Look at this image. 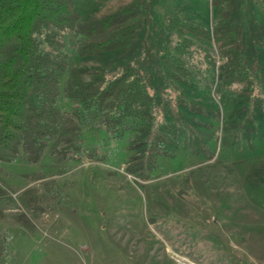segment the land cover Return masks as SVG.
Here are the masks:
<instances>
[{"label": "rangeland", "instance_id": "374dc122", "mask_svg": "<svg viewBox=\"0 0 264 264\" xmlns=\"http://www.w3.org/2000/svg\"><path fill=\"white\" fill-rule=\"evenodd\" d=\"M74 2L83 18L101 7ZM231 5L152 0L135 42L98 55H80L73 34L63 32L71 66L117 72L132 62L168 106L153 135L129 130L118 139L90 125L77 138L86 148L80 157L53 153L50 141L38 163L0 161V264H264V1ZM175 6L211 34L230 11L250 88L220 84L215 44L169 26ZM182 34L216 60L204 51L186 58L190 82L165 77L155 64ZM147 139L167 153L149 151Z\"/></svg>", "mask_w": 264, "mask_h": 264}, {"label": "trees", "instance_id": "16d2710c", "mask_svg": "<svg viewBox=\"0 0 264 264\" xmlns=\"http://www.w3.org/2000/svg\"><path fill=\"white\" fill-rule=\"evenodd\" d=\"M97 2L101 4L97 12L83 18L74 0H0V161L22 157L38 163L50 150V141L55 142L53 153L80 157L86 148L77 138L90 125L118 139L129 130H147L146 136L157 132L168 105L166 101L159 104L137 65L126 62L117 72L108 67L81 72L70 65L63 50L66 31L75 37L80 55L126 47L135 42L150 18L152 0ZM213 2L232 6V0ZM229 12H223L211 34L183 7L175 6L169 26L213 42L222 60L220 84L240 91V85L250 88L254 81L243 57L237 24ZM183 34L166 45L155 64L165 77L190 82L192 70L186 58L204 51L207 61L216 60ZM65 71L68 74L62 84ZM205 73L212 74L209 69ZM32 98L37 101L33 103ZM59 98L68 99L71 106L62 110ZM175 100L191 104L182 95ZM147 140L149 151L167 153L162 142ZM57 143L62 145L57 147Z\"/></svg>", "mask_w": 264, "mask_h": 264}]
</instances>
